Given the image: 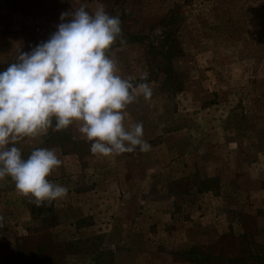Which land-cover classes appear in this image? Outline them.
Returning <instances> with one entry per match:
<instances>
[{
  "label": "rangeland",
  "instance_id": "obj_1",
  "mask_svg": "<svg viewBox=\"0 0 264 264\" xmlns=\"http://www.w3.org/2000/svg\"><path fill=\"white\" fill-rule=\"evenodd\" d=\"M80 3L121 21L109 54L153 93L124 123L151 148L93 155L76 125L18 142L55 150L68 193L37 207L0 180V264H264V0H0V67Z\"/></svg>",
  "mask_w": 264,
  "mask_h": 264
},
{
  "label": "clouds",
  "instance_id": "obj_2",
  "mask_svg": "<svg viewBox=\"0 0 264 264\" xmlns=\"http://www.w3.org/2000/svg\"><path fill=\"white\" fill-rule=\"evenodd\" d=\"M86 9L88 4L80 3L61 13L48 40L30 52L18 49L15 61L0 71V180L10 177L17 195L37 207L67 196L66 187L48 179L62 161L49 148H35L24 159L18 142L76 125L93 155L151 148L141 122L124 123L128 106L141 95L150 100L153 93L148 83L121 76L109 54L117 40L125 43L121 21L103 6Z\"/></svg>",
  "mask_w": 264,
  "mask_h": 264
},
{
  "label": "trees",
  "instance_id": "obj_3",
  "mask_svg": "<svg viewBox=\"0 0 264 264\" xmlns=\"http://www.w3.org/2000/svg\"><path fill=\"white\" fill-rule=\"evenodd\" d=\"M141 36H136V35H130V39L132 40V41H137V42H140L141 41ZM15 60H12L11 61V63L12 62H14ZM10 64V63H9ZM9 64H7V65H5V66H1L0 67V71H3V70H5L6 68H7V66L9 65ZM52 135H54V136H56V138H57V142H58V145L60 146V147H62L63 146V142H65V143H67L68 141H69V136L67 135V134H65V132H63L62 133V131L61 132H59V131H54V133L52 134ZM75 151V150H74ZM193 253V251L192 250H189L186 254L189 256V259H192L191 258V254Z\"/></svg>",
  "mask_w": 264,
  "mask_h": 264
}]
</instances>
